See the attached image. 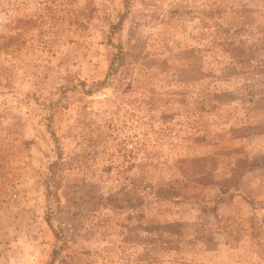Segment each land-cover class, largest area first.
Segmentation results:
<instances>
[{
	"label": "rangeland",
	"instance_id": "obj_1",
	"mask_svg": "<svg viewBox=\"0 0 264 264\" xmlns=\"http://www.w3.org/2000/svg\"><path fill=\"white\" fill-rule=\"evenodd\" d=\"M51 261L264 264V0H0V264Z\"/></svg>",
	"mask_w": 264,
	"mask_h": 264
},
{
	"label": "trees",
	"instance_id": "obj_2",
	"mask_svg": "<svg viewBox=\"0 0 264 264\" xmlns=\"http://www.w3.org/2000/svg\"><path fill=\"white\" fill-rule=\"evenodd\" d=\"M51 177H53V175L51 176ZM168 185V187H171L169 184H167ZM53 258V257H52ZM48 264H52V261L50 262V263H48Z\"/></svg>",
	"mask_w": 264,
	"mask_h": 264
}]
</instances>
